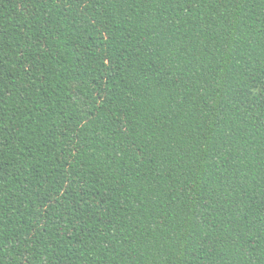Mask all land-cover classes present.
I'll return each mask as SVG.
<instances>
[{
    "label": "trees",
    "instance_id": "1",
    "mask_svg": "<svg viewBox=\"0 0 264 264\" xmlns=\"http://www.w3.org/2000/svg\"><path fill=\"white\" fill-rule=\"evenodd\" d=\"M0 264H264V0H0Z\"/></svg>",
    "mask_w": 264,
    "mask_h": 264
}]
</instances>
